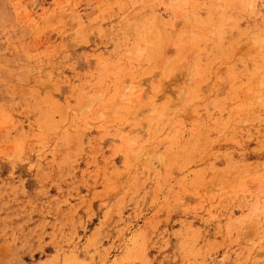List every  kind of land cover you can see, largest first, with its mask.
Masks as SVG:
<instances>
[{
  "label": "rangeland",
  "instance_id": "374dc122",
  "mask_svg": "<svg viewBox=\"0 0 264 264\" xmlns=\"http://www.w3.org/2000/svg\"><path fill=\"white\" fill-rule=\"evenodd\" d=\"M0 264H264V0H0Z\"/></svg>",
  "mask_w": 264,
  "mask_h": 264
},
{
  "label": "bare ground",
  "instance_id": "6f19581e",
  "mask_svg": "<svg viewBox=\"0 0 264 264\" xmlns=\"http://www.w3.org/2000/svg\"><path fill=\"white\" fill-rule=\"evenodd\" d=\"M190 67V66H189ZM182 88V87H181Z\"/></svg>",
  "mask_w": 264,
  "mask_h": 264
}]
</instances>
